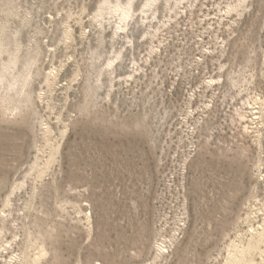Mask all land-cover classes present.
I'll list each match as a JSON object with an SVG mask.
<instances>
[{
  "label": "rangeland",
  "instance_id": "obj_1",
  "mask_svg": "<svg viewBox=\"0 0 264 264\" xmlns=\"http://www.w3.org/2000/svg\"><path fill=\"white\" fill-rule=\"evenodd\" d=\"M263 227L264 0H0V264H264Z\"/></svg>",
  "mask_w": 264,
  "mask_h": 264
},
{
  "label": "bare ground",
  "instance_id": "obj_2",
  "mask_svg": "<svg viewBox=\"0 0 264 264\" xmlns=\"http://www.w3.org/2000/svg\"><path fill=\"white\" fill-rule=\"evenodd\" d=\"M245 2V1H244ZM236 8V7H235ZM117 10V9H116ZM120 11H121V13H122V15H123V17H124V19H127L128 17H130V15H131V6H130V4H128L127 6H122L121 7V9H119ZM119 10H117V11H119ZM233 10V9H232ZM13 61V60H12ZM12 65V64H11ZM27 99V98H26ZM2 104V103H1ZM19 104V103H18ZM22 104V103H21ZM261 232V231H260ZM260 235H261V238L264 236L263 234H264V227H263V231L261 232V233H259ZM259 236V235H258ZM253 239V238H252ZM256 240V239H255ZM258 240H261V239H259L258 238ZM263 240V239H262ZM252 242H253V240H252ZM260 242V241H259ZM163 243V242H162ZM251 243V242H250ZM249 243V244H250ZM258 243V242H257ZM260 244V243H259ZM164 245V244H163ZM162 244H159L158 242H157V246L155 247L156 248V251H157V254L159 253V254H161L162 253V249L163 248H165L164 246H163ZM251 245V244H250ZM254 245H255V243H254ZM249 246V245H248ZM254 248H256V247H254ZM250 248H248V250H249ZM253 249V248H252ZM44 251V250H43ZM166 251V250H165ZM41 253V252H40ZM43 253V252H42ZM245 253V252H244ZM235 256V255H234ZM242 256V255H241ZM158 258V257H157ZM244 258V257H243ZM19 259V258H18ZM42 259V258H41ZM40 259V260H41ZM234 260H236L237 261V256H235L234 257ZM233 259L231 260V262H233L234 261ZM238 260H240V259H238ZM242 260V259H241ZM34 261V263H36L38 260L36 259V260H33ZM156 261V260H155ZM228 262V261H227ZM239 262V261H238ZM27 264H31L30 262H27ZM41 264V263H40ZM232 264V263H231ZM234 264V263H233ZM237 264V263H236ZM242 264V263H241Z\"/></svg>",
  "mask_w": 264,
  "mask_h": 264
}]
</instances>
